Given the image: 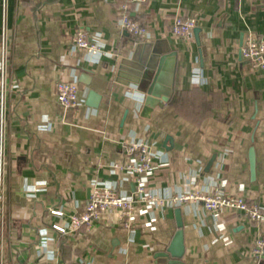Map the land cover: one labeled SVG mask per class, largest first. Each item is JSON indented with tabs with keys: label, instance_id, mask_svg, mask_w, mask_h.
Wrapping results in <instances>:
<instances>
[{
	"label": "crops",
	"instance_id": "obj_1",
	"mask_svg": "<svg viewBox=\"0 0 264 264\" xmlns=\"http://www.w3.org/2000/svg\"><path fill=\"white\" fill-rule=\"evenodd\" d=\"M122 3L5 0L12 91L4 264H168L156 255L177 231L176 208L183 264H264L251 253L264 223L232 214L215 222L200 204L170 203L173 195L218 185L264 208V73L241 57L248 36L264 37V0H148L131 6L129 17L149 31L147 41L117 24ZM177 14L197 22L189 40L171 35ZM78 29L97 35L101 57L72 49ZM136 43L175 57L168 100L148 116L141 114L147 90L118 69ZM60 81L76 82L80 106L65 111L56 102ZM132 137L153 147L157 170L149 189L161 205L148 210L137 204L130 228L118 225L117 213H105L89 232L53 230L52 224L63 225L84 210L96 186L108 185L124 197L133 193L132 178L110 168L127 161L121 143Z\"/></svg>",
	"mask_w": 264,
	"mask_h": 264
},
{
	"label": "built area",
	"instance_id": "obj_2",
	"mask_svg": "<svg viewBox=\"0 0 264 264\" xmlns=\"http://www.w3.org/2000/svg\"><path fill=\"white\" fill-rule=\"evenodd\" d=\"M148 0H122L117 8V24L137 40H149V31L138 22L129 17L131 6L145 4ZM2 23L0 28V264H4L2 256V234L8 229L11 217L7 216L8 203L7 172H6V147H7V108L12 91L10 79V56L8 43V27L6 24L5 0H1ZM197 22L193 18H185L175 15L171 22V35L177 39L189 40L196 28ZM72 49L84 50L89 57H101L103 47L97 35L89 37L82 29L73 34ZM241 57L249 66L264 73V37L248 36L241 47ZM56 102L65 111L74 109L81 104L78 88L75 81H60L55 87ZM121 149L127 161L125 163H113L112 171L125 173L132 178L135 189L127 197L121 196L108 185L94 187L85 202L81 213L68 216L63 224H52L53 230L61 235H68L77 231L89 232L99 222L105 213H117L119 226L130 228L135 222V209L137 204H142L148 210L158 208L161 205L160 197L149 189V182L155 175L157 165L155 152L152 145L138 138H130L121 143ZM173 206L185 203L200 204L216 222L225 214L236 215L246 219L250 223H264V208L257 202H249L242 195H227L217 185L214 188L188 190L170 198ZM51 215L62 218L61 210H51ZM8 217V218H7ZM252 257L256 260L264 258V234L255 237L252 245ZM11 263H13L11 259Z\"/></svg>",
	"mask_w": 264,
	"mask_h": 264
},
{
	"label": "water",
	"instance_id": "obj_3",
	"mask_svg": "<svg viewBox=\"0 0 264 264\" xmlns=\"http://www.w3.org/2000/svg\"><path fill=\"white\" fill-rule=\"evenodd\" d=\"M175 57L164 55L158 50L151 49L148 43H136L130 57H123L120 61L119 75L122 70H127L132 82L146 89L142 107V116H148L154 107L162 102H167ZM250 173L254 175L253 148L249 149ZM177 231L164 252L157 253V257L167 258L168 264H183L181 258L184 254L182 218L179 208L175 209Z\"/></svg>",
	"mask_w": 264,
	"mask_h": 264
}]
</instances>
